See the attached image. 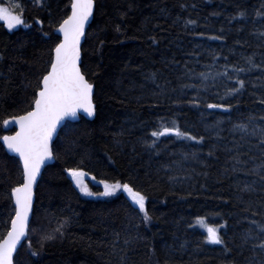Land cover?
I'll return each mask as SVG.
<instances>
[{
    "label": "trees",
    "instance_id": "trees-1",
    "mask_svg": "<svg viewBox=\"0 0 264 264\" xmlns=\"http://www.w3.org/2000/svg\"><path fill=\"white\" fill-rule=\"evenodd\" d=\"M71 4L0 0L22 21H0V242L24 179L4 125L33 110ZM82 53L96 117L60 132L14 264H264V140L216 124H264V0H95ZM73 171L129 187L144 213L124 193L83 197Z\"/></svg>",
    "mask_w": 264,
    "mask_h": 264
},
{
    "label": "water",
    "instance_id": "water-1",
    "mask_svg": "<svg viewBox=\"0 0 264 264\" xmlns=\"http://www.w3.org/2000/svg\"><path fill=\"white\" fill-rule=\"evenodd\" d=\"M95 12V0H72L70 14L56 35L60 43L54 50L49 73L43 78L33 110L26 115L8 119L1 143L5 151L19 160L23 184L12 192L15 215L5 238L0 242V264H14V259L27 240L36 202V192L45 169L55 162L53 145L67 123L81 117L93 121L96 105L95 86L81 69L82 49ZM210 110L226 112L224 106L211 105ZM176 131L164 128L161 137ZM125 195L136 198L129 187Z\"/></svg>",
    "mask_w": 264,
    "mask_h": 264
},
{
    "label": "rangeland",
    "instance_id": "rangeland-1",
    "mask_svg": "<svg viewBox=\"0 0 264 264\" xmlns=\"http://www.w3.org/2000/svg\"><path fill=\"white\" fill-rule=\"evenodd\" d=\"M0 21L5 23L8 30L13 31L16 29L17 26L20 25L21 18L14 14L10 8L7 6H0ZM214 66L217 65V62L213 63ZM224 106V104H221ZM261 108H263L261 106ZM209 111V110H208ZM264 111V109H263ZM226 113V112H222ZM222 119L219 121H216L217 127L220 128L219 132H222L223 137L225 140H228L231 135L238 133L242 135L243 137L250 138L253 140V142L249 141L250 143L258 146H260V142H263L264 140V124H261L260 120H255L251 125V132H244L242 129H244L243 126L238 125L236 122H234L233 117L231 116H221ZM170 123V122H169ZM171 124V123H170ZM167 124L164 128H173V129H179L178 127H175L173 124ZM163 129V128H162ZM223 129V130H222ZM179 131V130H178ZM223 131L224 134H223ZM220 133H217L214 135V138L217 140ZM214 134V132H213ZM185 136L183 130H180V133L177 134V139H181ZM218 142V140H217ZM262 145V144H261ZM71 180L74 184V186L77 188V190L81 193V195L88 199H111L115 196L119 195L120 193L124 192V187L118 184H109V183H103L100 181H97L92 177L91 175H88L82 171H73L71 173ZM133 202L136 204V206L141 210V212L144 213V203L145 199L137 196L136 198H132ZM200 227L203 231V233L206 235L209 242H215L218 235L219 230L209 224L205 221L200 222ZM261 242L264 240V236L258 238Z\"/></svg>",
    "mask_w": 264,
    "mask_h": 264
},
{
    "label": "bare ground",
    "instance_id": "bare-ground-1",
    "mask_svg": "<svg viewBox=\"0 0 264 264\" xmlns=\"http://www.w3.org/2000/svg\"><path fill=\"white\" fill-rule=\"evenodd\" d=\"M91 84V83H90Z\"/></svg>",
    "mask_w": 264,
    "mask_h": 264
}]
</instances>
